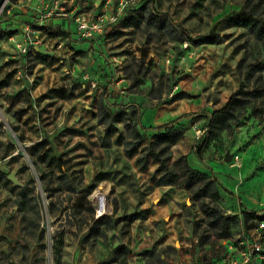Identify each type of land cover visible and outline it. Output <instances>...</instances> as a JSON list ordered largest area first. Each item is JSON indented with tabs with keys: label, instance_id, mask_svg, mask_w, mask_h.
<instances>
[{
	"label": "rangeland",
	"instance_id": "1",
	"mask_svg": "<svg viewBox=\"0 0 264 264\" xmlns=\"http://www.w3.org/2000/svg\"><path fill=\"white\" fill-rule=\"evenodd\" d=\"M55 1L40 2L34 13H9L21 0H0V264H220L237 258L229 245L251 236L255 210L264 213V40L237 21L240 13L264 18V0H129L119 23L98 37V59H106L116 89L99 90L98 99L81 102L79 109V129L88 127L95 144L88 161L67 152L71 141H86L56 133L31 147L20 126L35 118L26 106L32 96L21 99L23 85L48 88L42 97L57 96L64 105L80 86L70 88L65 34L55 21L71 6L62 0V9H54ZM99 1L98 15L117 13L120 0ZM75 2L76 13L95 15L86 5L90 0ZM210 34L215 43L192 42ZM152 107L162 120L157 133L141 124ZM115 115L123 122H112ZM127 125L136 139L128 138ZM167 131L179 136L169 165L187 148L202 173L216 181L220 199L202 208L187 190L164 185L167 203L170 192L183 198L168 205L160 222L150 223L152 209L130 211L124 200L120 211L116 185L100 181L103 171L107 178L117 175L98 170V148L126 153L129 143L140 140L141 157ZM227 152L234 157L228 163ZM246 156L251 162L244 174ZM11 173L19 184L8 178ZM158 178L149 179L157 186ZM254 181L259 194L250 199L258 205L249 211L241 187ZM131 183L140 184L135 177ZM101 195L104 209L98 206ZM98 213L105 218L98 221ZM162 241L167 246L159 248Z\"/></svg>",
	"mask_w": 264,
	"mask_h": 264
},
{
	"label": "crops",
	"instance_id": "2",
	"mask_svg": "<svg viewBox=\"0 0 264 264\" xmlns=\"http://www.w3.org/2000/svg\"><path fill=\"white\" fill-rule=\"evenodd\" d=\"M48 0H41L40 2H47ZM52 0H49L51 3ZM94 4L87 3L88 8H91V13L95 12L94 14H98V9L100 6L99 0H90ZM39 0H21V4L14 9V11H9V13H34L38 10L39 4H41ZM63 2H67L70 7L69 12H63L60 14L58 18H56V23L62 27V32L65 34L64 42V52L68 61L66 63V74L67 78L71 80L70 88L73 90L75 89V84L79 83L80 86L75 89V96L71 99V102L63 104V99L55 96V97H42V95L46 92L48 88L43 89H36V87H28V85H23L21 94V99H24L31 95L30 103L26 106L29 108L28 113L33 114L35 118L28 123L24 124V121H21V128L25 130V137H24V144L29 146H35L39 143H42L46 136H52L56 134L58 137L65 138L73 137L75 140H84L87 143H77L73 140L68 145L70 149L67 150L70 154L81 153L82 158H90V147H91V140L93 138L87 134L86 130L88 127H84V131L79 129L80 127V117L78 116L79 109L82 108L81 102H90L94 98L98 99V91L101 89L107 88H114L112 86L111 77L112 75L107 76L106 72V59L104 57H100L98 59V51L101 52L99 47L98 37L101 36L97 35L96 39L93 41H85L79 39V33L77 24L74 19V15L77 12L78 2L75 0H63ZM64 4V3H63ZM63 10L65 6H62ZM105 8V7H103ZM102 8V10H103ZM62 9V8H61ZM82 9H80L81 11ZM61 44V45H62ZM60 45V47H61ZM107 58V56H106ZM111 74V73H109ZM121 81L117 83V86H120ZM29 90V93L26 92ZM82 100V101H80ZM86 110H90L89 105H85L84 107ZM66 112H69V117H67ZM48 115L51 116L50 120L41 122L39 120L40 116L43 119ZM93 122H96L93 119ZM36 124L34 127L33 125ZM141 124L146 130L150 133H157L159 125L162 124V120L160 119L159 112L157 108L152 107L147 109L142 117H141ZM38 132V133H37ZM54 136V137H56ZM80 142V141H79ZM93 144V143H92ZM95 145V144H93ZM67 146V147H68ZM181 146L178 143V147ZM177 147V148H178ZM98 153V170H112L111 173H115L117 176L115 178H107L108 173L102 172L104 176V180H100L101 182L108 181L109 184L116 185L117 189V196L120 200V211L123 210V201L126 200V205H128L127 210L134 211L136 206H139L143 209H152L150 216L147 218L148 222L150 223H158L163 218H165L167 212L170 210L171 203H174V200L182 199L183 193L181 192H170L171 198L170 202H166V194L167 188L166 186H155L154 183L150 182L149 178H153L157 176L156 173L159 164L156 163L152 158L148 160V164L146 169L142 170L140 165L138 164V158L140 155H128L124 151L122 153L114 154V153H107L104 151V146L100 144ZM186 151L178 152L179 157L188 156V162L197 171L203 172L202 165L195 156L191 157L190 151L185 148ZM46 153V151L44 152ZM87 153V155H85ZM60 159V158H58ZM177 160V159H175ZM251 161L248 160L247 156L244 158V174L248 169V164ZM86 164V161L84 162ZM243 174V173H242ZM133 177L137 178L140 184L131 183ZM146 182L145 184H141V181ZM155 179H153V182ZM150 182L151 188H147L146 185ZM259 186L258 182H250L248 185L242 186L241 190L244 195L242 205L249 211L252 208H255L258 205L257 201H253L250 197L257 196L258 190L257 187ZM110 188V185L108 186ZM103 188H102V192ZM262 208V207H261ZM260 208V209H261ZM255 214L263 216L262 209L261 211H256ZM102 218H105V215L98 217V221ZM174 232L178 233V229L174 227ZM253 235V230L250 232ZM167 246L166 242H163L159 245V248ZM257 264H264V258L255 260ZM225 262V261H224ZM221 262L220 264H224ZM254 261L252 262V264ZM134 264H141V262H136ZM142 264H145L142 262Z\"/></svg>",
	"mask_w": 264,
	"mask_h": 264
},
{
	"label": "trees",
	"instance_id": "3",
	"mask_svg": "<svg viewBox=\"0 0 264 264\" xmlns=\"http://www.w3.org/2000/svg\"><path fill=\"white\" fill-rule=\"evenodd\" d=\"M238 24L243 28L250 29L257 37L264 40V18H259L256 13H240L238 15ZM197 45L204 43H215L216 37L213 35L199 36L196 39H193ZM248 95V91L245 92ZM235 98L230 99L227 103L225 109L229 108L234 102ZM100 111L106 113L105 106L100 105ZM107 114V113H106ZM108 116V114H107ZM110 116V114H109ZM111 117V116H110ZM112 122H123L122 116H113ZM129 131L130 126L127 125ZM130 132V131H129ZM138 135L130 132L128 138L130 140L136 139ZM177 135H174L172 131H167L165 133L156 135L155 142L150 145L147 153L138 158V164L141 165V169L144 170L147 167L148 160L152 158L156 163L159 164V167L156 173L159 175V178L156 182L157 186H178L181 189H185L193 195L194 200H198L201 203L202 208L210 207L213 204H216L220 199V192L217 188L216 181L212 178H209L206 174L193 169L189 163L186 156L179 158L173 166L169 165V155L171 153V148L178 141ZM42 143H39L35 146H39ZM130 149L126 151L128 155H136L141 141L136 140L134 143H129ZM128 144V145H129ZM47 151L45 155H48ZM163 154H167L163 159ZM253 218L255 221H263L264 216H259L253 213ZM227 219V218H226ZM224 218V221H228ZM256 227V224H255ZM254 227V228H255ZM57 262H60V254L58 250L56 251Z\"/></svg>",
	"mask_w": 264,
	"mask_h": 264
},
{
	"label": "built area",
	"instance_id": "4",
	"mask_svg": "<svg viewBox=\"0 0 264 264\" xmlns=\"http://www.w3.org/2000/svg\"><path fill=\"white\" fill-rule=\"evenodd\" d=\"M62 0H56L54 9L61 8ZM129 0H120L117 13H105L102 15H92L88 12L76 13L74 15L78 28L80 40L93 41L97 35L112 25H117L122 17V12L127 8ZM236 160L238 158L236 157ZM106 202V199H105ZM99 206V205H98ZM105 211V210H104ZM102 215H99L100 217ZM261 216V215H259ZM231 252H237V258L229 256L224 264H250L255 260L264 258V220L256 221L253 235L240 239L238 243L229 245Z\"/></svg>",
	"mask_w": 264,
	"mask_h": 264
},
{
	"label": "water",
	"instance_id": "5",
	"mask_svg": "<svg viewBox=\"0 0 264 264\" xmlns=\"http://www.w3.org/2000/svg\"><path fill=\"white\" fill-rule=\"evenodd\" d=\"M233 154L232 153H230V152H227L226 153V155H225V158H224V160H225V162H231L232 160H233ZM8 178L11 180V181H13L14 183H16V184H19V182H18V180L16 179V174L15 173H11L9 176H8ZM231 217V215L230 214H228V215H226V218H230Z\"/></svg>",
	"mask_w": 264,
	"mask_h": 264
},
{
	"label": "bare ground",
	"instance_id": "6",
	"mask_svg": "<svg viewBox=\"0 0 264 264\" xmlns=\"http://www.w3.org/2000/svg\"><path fill=\"white\" fill-rule=\"evenodd\" d=\"M105 199H106V198H105L104 195H101V196H100L99 207L102 208V209L106 208Z\"/></svg>",
	"mask_w": 264,
	"mask_h": 264
}]
</instances>
